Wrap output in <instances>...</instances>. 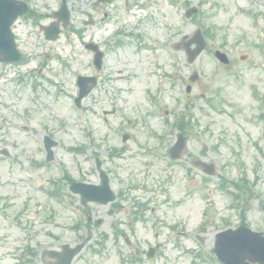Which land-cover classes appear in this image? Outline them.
Instances as JSON below:
<instances>
[{"label":"rangeland","instance_id":"obj_1","mask_svg":"<svg viewBox=\"0 0 264 264\" xmlns=\"http://www.w3.org/2000/svg\"><path fill=\"white\" fill-rule=\"evenodd\" d=\"M134 1L150 3L146 17L137 24L128 15ZM185 1L199 8L194 21L183 16ZM28 2L39 14H51L60 0ZM67 2L70 26L81 30L80 36L66 30L58 40L47 42L37 25H46L49 19L37 24L19 19L14 30L27 59L17 65L0 64V149L12 156L0 155V264H42L37 253L63 242L84 243L72 264H214L207 261V251L215 233L234 227L239 219L230 194L236 191L228 185L219 188L221 177L235 181L245 171L249 182L257 180L264 188V0ZM104 10L110 13L107 26L82 24L88 15L98 19ZM198 26L211 31V52L188 64L183 50H174L172 45ZM116 30L129 36L119 34L109 44L110 37H115L110 32ZM117 38L121 45H115ZM88 40L104 47L106 57L99 85L78 109L73 104L75 77L95 74L92 55L84 48ZM148 43L150 52L144 49ZM215 48L228 55L227 65L214 58ZM241 54L248 57L241 61ZM39 65L43 67L37 74ZM193 70H198L199 78L186 93ZM120 75L124 78L118 85ZM207 99H212L211 106ZM185 102H190L198 124L193 126L186 156L169 163L164 151L174 137L173 128L160 137L161 116L167 110L166 118L172 121ZM147 103H152L153 111ZM112 108L115 112L107 115ZM126 116L133 117L130 123L137 118L140 122L121 131L130 124ZM23 125L27 131L21 129ZM127 131L135 137L130 135L120 157L111 158L108 153L120 147L121 133ZM46 133L58 143L49 163L44 162L41 142ZM202 143L216 147L207 158L220 163L219 175L207 182L198 171L185 170ZM81 146L83 152L72 149ZM96 154L105 159L111 188L122 190L118 195L121 206L131 208L132 201H140L153 209L144 221L128 225L123 209L115 210L110 203L80 207L78 196L71 195L74 206L81 208L76 213L47 193L54 182L67 188L62 171L74 180L98 182L92 167ZM208 209L210 220L203 221ZM247 214L249 226L264 228L255 204ZM117 230L125 231L131 246ZM196 234L202 238L201 246ZM155 245L158 248L149 260L145 252ZM29 247L36 257L33 263L27 262L32 259L26 251ZM199 248L206 249L203 258L197 255ZM134 253L136 258L131 256Z\"/></svg>","mask_w":264,"mask_h":264},{"label":"water","instance_id":"obj_2","mask_svg":"<svg viewBox=\"0 0 264 264\" xmlns=\"http://www.w3.org/2000/svg\"><path fill=\"white\" fill-rule=\"evenodd\" d=\"M8 2L10 1L0 0V61L18 60L20 57L15 50L9 26L17 16V13L20 12V8L24 5L11 6ZM63 10L67 18L68 11H66L65 7H63ZM193 11L195 10H191V12ZM50 31L56 32L55 29H51ZM193 38L199 43L198 49L195 52L197 53L204 47L203 38L199 31L195 33ZM83 187L88 192L94 191V187L92 186L83 185ZM112 198V193L107 191L106 187H102L100 190L98 189L93 195V199L103 202H107ZM80 248L81 246H77L75 249L68 251L67 258H69L66 264H69L71 257ZM214 252L225 264H249V262H245V259H248L250 262L264 264V238H261L258 234L248 229L238 228L235 231L228 230L217 235Z\"/></svg>","mask_w":264,"mask_h":264},{"label":"flooded vegetation","instance_id":"obj_3","mask_svg":"<svg viewBox=\"0 0 264 264\" xmlns=\"http://www.w3.org/2000/svg\"><path fill=\"white\" fill-rule=\"evenodd\" d=\"M44 17H46L45 15L41 16V18L39 20H42ZM40 26V25H39Z\"/></svg>","mask_w":264,"mask_h":264},{"label":"bare ground","instance_id":"obj_4","mask_svg":"<svg viewBox=\"0 0 264 264\" xmlns=\"http://www.w3.org/2000/svg\"><path fill=\"white\" fill-rule=\"evenodd\" d=\"M120 78L123 79V76H121Z\"/></svg>","mask_w":264,"mask_h":264}]
</instances>
